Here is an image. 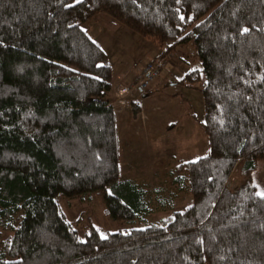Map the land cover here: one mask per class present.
<instances>
[{
  "label": "trees",
  "instance_id": "1",
  "mask_svg": "<svg viewBox=\"0 0 264 264\" xmlns=\"http://www.w3.org/2000/svg\"><path fill=\"white\" fill-rule=\"evenodd\" d=\"M98 13L166 44L162 57L194 47L201 68L181 82H199L208 153L171 171L190 197L181 210L82 239L59 199L99 192L128 224L150 213L145 190L120 178L113 67L82 28ZM260 161L264 0H0V264H264Z\"/></svg>",
  "mask_w": 264,
  "mask_h": 264
},
{
  "label": "rangeland",
  "instance_id": "2",
  "mask_svg": "<svg viewBox=\"0 0 264 264\" xmlns=\"http://www.w3.org/2000/svg\"><path fill=\"white\" fill-rule=\"evenodd\" d=\"M95 18L83 24L82 28L91 26L92 38L108 56L113 73L129 65L132 67L126 82L113 84L108 97L116 114L120 178L131 180L145 190L150 213L128 224L106 216L99 192L59 199L65 218L82 239L91 226L104 237L108 233L160 222L173 211L181 210L189 203L190 197L185 188L173 185L171 171L178 163L196 161L208 153L202 128L204 106L199 82L195 84L196 88L181 82L187 73L201 68L194 47L189 44L180 46L162 57L166 44L158 45L135 33L127 35L121 25L114 26L104 13H98ZM146 63L159 67L157 82L146 92H135L123 98V105H113L118 88L127 84L137 68ZM134 110L139 114L135 115ZM240 166L241 162L228 179V191L235 192L245 181L240 174ZM251 183L257 194L264 196V161L258 162L251 175Z\"/></svg>",
  "mask_w": 264,
  "mask_h": 264
},
{
  "label": "built area",
  "instance_id": "3",
  "mask_svg": "<svg viewBox=\"0 0 264 264\" xmlns=\"http://www.w3.org/2000/svg\"><path fill=\"white\" fill-rule=\"evenodd\" d=\"M160 69L153 64L146 63L138 67L136 74L132 75L130 81L118 88L115 94L114 104L123 105L125 101L123 98L135 92H146L154 85L159 77Z\"/></svg>",
  "mask_w": 264,
  "mask_h": 264
},
{
  "label": "crops",
  "instance_id": "4",
  "mask_svg": "<svg viewBox=\"0 0 264 264\" xmlns=\"http://www.w3.org/2000/svg\"><path fill=\"white\" fill-rule=\"evenodd\" d=\"M97 16V14H96ZM94 16L90 21H93L94 19H96ZM112 21V20H111ZM114 26L118 25L115 22H111ZM124 28V27H123ZM124 33L127 35H134L133 32L129 31L127 28H124ZM88 34L89 36L92 38V33H91V26H88ZM93 39V38H92ZM94 41H96V39H93ZM98 43V42H97ZM99 44V43H98ZM100 45V44H99ZM101 47V45H100ZM126 65H129L125 62ZM125 64H123V67H125ZM132 71V67L129 65L127 67H125V69H119L117 70V72L114 74L113 73V84H119L121 82L125 83L126 80L128 79V77L130 76V72ZM128 82V81H127ZM111 99V98H110ZM131 104L135 105V103L131 102Z\"/></svg>",
  "mask_w": 264,
  "mask_h": 264
}]
</instances>
